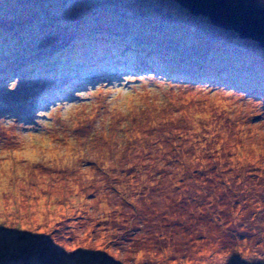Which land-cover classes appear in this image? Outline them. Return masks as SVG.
<instances>
[{
    "label": "rangeland",
    "instance_id": "rangeland-1",
    "mask_svg": "<svg viewBox=\"0 0 264 264\" xmlns=\"http://www.w3.org/2000/svg\"><path fill=\"white\" fill-rule=\"evenodd\" d=\"M0 264H264V47L176 0H0Z\"/></svg>",
    "mask_w": 264,
    "mask_h": 264
},
{
    "label": "water",
    "instance_id": "water-1",
    "mask_svg": "<svg viewBox=\"0 0 264 264\" xmlns=\"http://www.w3.org/2000/svg\"><path fill=\"white\" fill-rule=\"evenodd\" d=\"M192 14L264 47V0H176Z\"/></svg>",
    "mask_w": 264,
    "mask_h": 264
},
{
    "label": "snow or ice",
    "instance_id": "snow-or-ice-1",
    "mask_svg": "<svg viewBox=\"0 0 264 264\" xmlns=\"http://www.w3.org/2000/svg\"><path fill=\"white\" fill-rule=\"evenodd\" d=\"M17 155L19 156L20 153H17ZM29 159H34V156L32 154H29Z\"/></svg>",
    "mask_w": 264,
    "mask_h": 264
},
{
    "label": "bare ground",
    "instance_id": "bare-ground-1",
    "mask_svg": "<svg viewBox=\"0 0 264 264\" xmlns=\"http://www.w3.org/2000/svg\"><path fill=\"white\" fill-rule=\"evenodd\" d=\"M170 189V188H169ZM59 193V192H58ZM231 222V221H230Z\"/></svg>",
    "mask_w": 264,
    "mask_h": 264
}]
</instances>
